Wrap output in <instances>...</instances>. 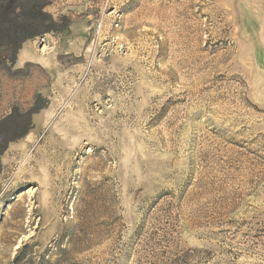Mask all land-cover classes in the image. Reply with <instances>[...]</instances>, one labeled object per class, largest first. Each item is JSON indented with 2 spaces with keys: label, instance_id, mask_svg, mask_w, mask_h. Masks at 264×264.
<instances>
[{
  "label": "rangeland",
  "instance_id": "374dc122",
  "mask_svg": "<svg viewBox=\"0 0 264 264\" xmlns=\"http://www.w3.org/2000/svg\"><path fill=\"white\" fill-rule=\"evenodd\" d=\"M0 264H264V0H0Z\"/></svg>",
  "mask_w": 264,
  "mask_h": 264
}]
</instances>
